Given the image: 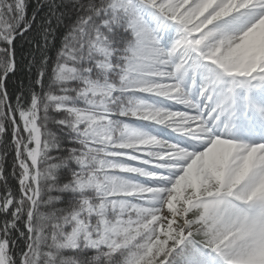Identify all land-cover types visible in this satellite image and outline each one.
Instances as JSON below:
<instances>
[{
  "label": "snow or ice",
  "instance_id": "obj_1",
  "mask_svg": "<svg viewBox=\"0 0 264 264\" xmlns=\"http://www.w3.org/2000/svg\"><path fill=\"white\" fill-rule=\"evenodd\" d=\"M0 264H264V0H0Z\"/></svg>",
  "mask_w": 264,
  "mask_h": 264
},
{
  "label": "trees",
  "instance_id": "obj_2",
  "mask_svg": "<svg viewBox=\"0 0 264 264\" xmlns=\"http://www.w3.org/2000/svg\"><path fill=\"white\" fill-rule=\"evenodd\" d=\"M8 83H9V88L11 89V88H12V85H13V83H14V81H11V80H10Z\"/></svg>",
  "mask_w": 264,
  "mask_h": 264
}]
</instances>
